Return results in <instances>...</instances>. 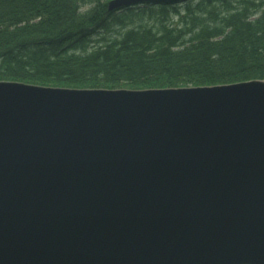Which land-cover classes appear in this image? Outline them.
I'll list each match as a JSON object with an SVG mask.
<instances>
[{
	"label": "water",
	"instance_id": "obj_1",
	"mask_svg": "<svg viewBox=\"0 0 264 264\" xmlns=\"http://www.w3.org/2000/svg\"><path fill=\"white\" fill-rule=\"evenodd\" d=\"M0 264H264V80L0 81Z\"/></svg>",
	"mask_w": 264,
	"mask_h": 264
},
{
	"label": "trees",
	"instance_id": "obj_2",
	"mask_svg": "<svg viewBox=\"0 0 264 264\" xmlns=\"http://www.w3.org/2000/svg\"><path fill=\"white\" fill-rule=\"evenodd\" d=\"M110 1L0 0V80L144 90L264 79V0Z\"/></svg>",
	"mask_w": 264,
	"mask_h": 264
},
{
	"label": "rangeland",
	"instance_id": "obj_3",
	"mask_svg": "<svg viewBox=\"0 0 264 264\" xmlns=\"http://www.w3.org/2000/svg\"><path fill=\"white\" fill-rule=\"evenodd\" d=\"M259 3H260V2H259ZM259 3H258V4H259ZM224 14H227V13L225 12ZM224 14L222 13V14L217 15V16L207 17L206 20H207V22H213L214 19H216V18L219 19V18H221ZM203 19H204V18H203Z\"/></svg>",
	"mask_w": 264,
	"mask_h": 264
}]
</instances>
